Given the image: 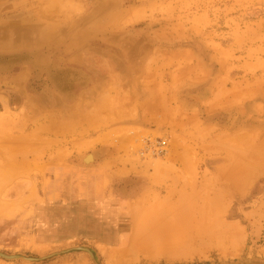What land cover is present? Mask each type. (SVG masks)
Listing matches in <instances>:
<instances>
[{"label":"rangeland","instance_id":"374dc122","mask_svg":"<svg viewBox=\"0 0 264 264\" xmlns=\"http://www.w3.org/2000/svg\"><path fill=\"white\" fill-rule=\"evenodd\" d=\"M0 252L264 264V0H0Z\"/></svg>","mask_w":264,"mask_h":264},{"label":"water","instance_id":"95a60500","mask_svg":"<svg viewBox=\"0 0 264 264\" xmlns=\"http://www.w3.org/2000/svg\"><path fill=\"white\" fill-rule=\"evenodd\" d=\"M85 251H89L91 254H92V252L89 250V249H84ZM0 257H2V258H5V259H19V258H21L20 256H16V255H7V254H5V253H2V252H0ZM24 259H27V260H30V261H39L40 259H37V258H24Z\"/></svg>","mask_w":264,"mask_h":264},{"label":"bare ground","instance_id":"6f19581e","mask_svg":"<svg viewBox=\"0 0 264 264\" xmlns=\"http://www.w3.org/2000/svg\"><path fill=\"white\" fill-rule=\"evenodd\" d=\"M73 77H74V76H73ZM139 122H140V121H139ZM26 161H27V160H26ZM26 161H24V162H26ZM21 162H23V161H21ZM24 162H23V163H24ZM19 164H20V163H19ZM19 164H18V165H19ZM24 164H25V163H24ZM15 165H16V164H14L13 166L16 167ZM18 165H17V166H18ZM21 165H22V164H21ZM85 249H86V248H85ZM89 250H90V249H89ZM90 251H91V250H90ZM87 252L90 253L89 251H87ZM91 252H92V251H91ZM2 253H3V252H2ZM7 255H8V254H7ZM90 255H91V254H90ZM92 255H93V257H95V255H94L93 252H92ZM16 256H17V255H16ZM4 259H5V258H4ZM10 260H16V259H10ZM25 260H27V259H25ZM28 261H30V260H28Z\"/></svg>","mask_w":264,"mask_h":264}]
</instances>
